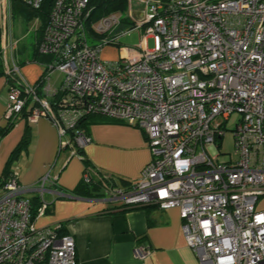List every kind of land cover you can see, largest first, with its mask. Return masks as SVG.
I'll return each mask as SVG.
<instances>
[{"label": "built area", "instance_id": "obj_1", "mask_svg": "<svg viewBox=\"0 0 264 264\" xmlns=\"http://www.w3.org/2000/svg\"><path fill=\"white\" fill-rule=\"evenodd\" d=\"M19 1L35 10L51 2L39 53L53 61L44 66L39 93L13 53L12 0H0L7 123L30 102L29 121L48 119L59 150L71 148L78 157L91 142L78 128L85 116L144 131L150 163L130 190L114 187L104 198L129 209L179 208L186 242L201 264H264V213L256 209L264 197V0H128L125 19L110 15L93 31L91 0ZM123 24L130 26L123 35L144 31L139 53L102 61L100 53L114 44L103 37ZM89 37L101 43L91 46ZM55 71L65 75L59 88L50 83ZM235 113L239 157L220 162L218 141ZM3 182L0 264H77L75 239L60 235L61 224L35 223L45 216V194L56 179L48 172L23 186L13 173ZM33 196L43 202L35 221ZM151 253L143 244L134 256L141 261Z\"/></svg>", "mask_w": 264, "mask_h": 264}, {"label": "crops", "instance_id": "obj_2", "mask_svg": "<svg viewBox=\"0 0 264 264\" xmlns=\"http://www.w3.org/2000/svg\"><path fill=\"white\" fill-rule=\"evenodd\" d=\"M15 52L14 49V55ZM122 53L124 56L128 50ZM21 70L31 85L43 73L35 67L23 66ZM8 92L6 78L0 76V127L7 125ZM28 122L30 145L11 165V170L23 186L35 185L48 172L56 179L57 184L48 187L45 194L51 204L49 211L35 223L38 228L65 224V233L75 239L77 264H201L186 242L179 208L163 210L150 205L129 209L107 201L101 197V191H93V195H100L94 198L80 195L78 189L84 174L80 157L71 148L59 150L58 132L48 119ZM25 128L26 121H19L0 141L1 177ZM88 128L91 142L83 149L84 156L97 170L112 178L115 188L130 190L152 159L145 132L119 121L100 119ZM256 209L264 213V197ZM143 244H148L152 253L140 261L134 251Z\"/></svg>", "mask_w": 264, "mask_h": 264}, {"label": "trees", "instance_id": "obj_3", "mask_svg": "<svg viewBox=\"0 0 264 264\" xmlns=\"http://www.w3.org/2000/svg\"><path fill=\"white\" fill-rule=\"evenodd\" d=\"M12 6H13V18L16 17V15H18L21 19H23L24 21L30 22L32 20H39L40 21V26L38 28V30L36 31V41L34 43L33 46V55L29 61V63H38L40 65H47L48 63H51L52 57L50 56H45L39 53V44L42 41L43 38V33L45 28L47 27L48 23H49V12H50V8H51V2L47 1L43 8L41 10H35L32 9L28 6H26L24 3H22L19 0H12ZM91 8H92V13H91V17L88 23V26L90 28V30L93 31L92 26L96 23H98L101 19L106 18L110 15L113 14H124L126 12H128L129 10V3L128 0H91V4H90ZM91 31V32H92ZM15 56V55H14ZM3 47H2V36H1V31H0V76L2 77H6L5 76V72H4V62H3ZM17 64L18 66H20L21 68L23 66H26L27 63L26 61H21V60H17ZM15 79H8V84L9 85H14L15 83ZM41 79H39L35 86L38 90V92H41ZM33 105H31L30 102H27L26 106L24 107V110L22 111V113L17 116L16 118H14L13 120H11L9 123H7V125L5 127H0V141L5 138L17 125V123L21 120H25L26 121V128L24 131V135L21 139V141L19 142L18 146L16 147V149L13 151V153L11 154L5 168L2 174V177L0 179V186L3 185V181L5 179H7L9 176H12L13 171L11 170V165L19 159V157L21 156L22 152L27 150L30 142H31V125L29 124L28 120L29 117L32 114V110H33ZM103 120L106 122H117L115 120H111L108 119L105 116H99V115H88L85 116L79 123L78 128L84 130L86 133H88V127L90 124H92V122H95L96 120ZM74 132H71V134ZM78 155L81 157V160L84 164V174H88L89 176V181L86 182V180L84 179V177L82 178V182L79 186L78 191H80V195L86 197V196H92V198L94 197H99L100 195H93L92 192L93 191H101L103 192L101 197H105L106 196V192L112 188H114V184L112 182V178L110 176H106L104 173H102L101 171L97 170L92 164L91 162L86 158V156H84V151L83 150H78ZM83 174V175H84ZM100 197V198H101ZM32 202V214H33V220L35 221V219L37 218V215L40 211V208L42 207V200L39 196H33V198L31 199ZM50 205L48 203V207L46 209V213H48ZM135 209H141V207H137ZM64 225L65 224H61V229L59 230L60 235L62 236H66L67 234L65 233L64 230Z\"/></svg>", "mask_w": 264, "mask_h": 264}, {"label": "rangeland", "instance_id": "obj_4", "mask_svg": "<svg viewBox=\"0 0 264 264\" xmlns=\"http://www.w3.org/2000/svg\"><path fill=\"white\" fill-rule=\"evenodd\" d=\"M127 16V12L122 14L121 18L125 19ZM110 17V16H108ZM106 18L101 19L98 23L103 21ZM40 25L39 20H32L30 22L24 21L18 15L13 18V29H12V44L14 46L15 58L17 60L26 61L27 68L35 67L39 69V71L43 68L40 64L29 63L32 55H33V46L36 41V31L38 30ZM130 26L120 25L113 29L111 32L107 33L103 39H108L114 41L112 46H107L104 48L102 53H100L101 60L104 62H114L119 61L123 53L129 50L131 55H136L139 53V47L141 45L142 36L144 35L143 30H135L129 34L123 35L122 32L129 30ZM0 31H1V22H0ZM2 36V32H1ZM101 43L100 40H94L89 37V44L95 45ZM10 44V40H9ZM149 48L153 47V41L149 40L148 42ZM11 56V52L9 51V57ZM41 70V72H43ZM40 72V74H41ZM65 81V75L59 71H55L51 75V85L55 88H59L61 84ZM241 116L238 113L232 115L231 119L228 122H225L224 129L226 130V135L223 140L218 141V146H221L220 151L222 156L219 158L220 162H227L230 160V157L235 161L238 159L239 154L237 153L235 140H234V130L236 125L238 124Z\"/></svg>", "mask_w": 264, "mask_h": 264}]
</instances>
